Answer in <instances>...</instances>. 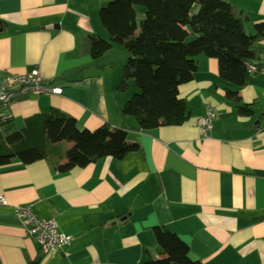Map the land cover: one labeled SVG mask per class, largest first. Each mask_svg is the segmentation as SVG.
<instances>
[{
	"label": "crops",
	"instance_id": "0c3cea01",
	"mask_svg": "<svg viewBox=\"0 0 264 264\" xmlns=\"http://www.w3.org/2000/svg\"><path fill=\"white\" fill-rule=\"evenodd\" d=\"M111 1L0 3L6 24L0 81L39 70L62 91L18 94L2 114L22 129L28 118L59 111L81 132L107 125L126 131L127 144L138 146L122 161L107 158L66 174L56 170L68 162L73 144L66 142L52 147L46 160L0 167V199L7 202L0 206V264H141L160 257L156 227L186 243L193 262L264 264V40L257 44L263 67L245 88L224 81L218 62L200 56L193 81L179 88L187 122L141 132L135 118L122 115L138 90L133 81L120 90L125 50L115 46L98 60L85 55L93 36L109 42L99 11ZM226 2L242 13L248 35L264 23V0ZM229 93L238 94L252 115L239 116ZM207 107L215 119L203 138L197 122ZM19 207L55 221L71 244L43 258L17 218Z\"/></svg>",
	"mask_w": 264,
	"mask_h": 264
},
{
	"label": "trees",
	"instance_id": "16d2710c",
	"mask_svg": "<svg viewBox=\"0 0 264 264\" xmlns=\"http://www.w3.org/2000/svg\"><path fill=\"white\" fill-rule=\"evenodd\" d=\"M6 0H0V3ZM136 8L145 10L137 27ZM99 20L109 42L93 36L91 56L102 58L117 46L125 50L120 90L133 81L138 89L123 107L122 115L133 117L141 132L180 127L187 122V106L179 88L193 81L196 59L216 60L220 77L237 88H245L252 72H258L257 44L264 40V23L248 35L243 19L233 15L232 5L224 0H115L100 9ZM6 24L0 20V32ZM227 98L239 116H251L238 94ZM5 108L0 105V115ZM71 143L68 162L57 167L66 174L107 158L122 161L138 151L127 144V132L103 126L95 132L79 131L75 120L59 111L28 118L18 129L13 120H0V167L12 161L31 165L46 160L52 147ZM160 257L141 264H200L189 258L190 248L166 228L153 230ZM39 264V263H33Z\"/></svg>",
	"mask_w": 264,
	"mask_h": 264
},
{
	"label": "built area",
	"instance_id": "2783aa9c",
	"mask_svg": "<svg viewBox=\"0 0 264 264\" xmlns=\"http://www.w3.org/2000/svg\"><path fill=\"white\" fill-rule=\"evenodd\" d=\"M24 93L35 96H61L62 91L59 88H52L51 82L44 80L39 70H33L29 75L10 76L0 81V105L4 108H8L18 94ZM214 119L215 110L207 107L205 116L197 122L200 137H208ZM0 120L7 122L12 120V117L2 114ZM6 205V200L1 198L0 206ZM16 215L27 230L28 236L38 243L43 258H52L60 249L71 244L72 239L60 233L55 221L44 222L40 220L33 213L31 207L17 208Z\"/></svg>",
	"mask_w": 264,
	"mask_h": 264
},
{
	"label": "rangeland",
	"instance_id": "374dc122",
	"mask_svg": "<svg viewBox=\"0 0 264 264\" xmlns=\"http://www.w3.org/2000/svg\"><path fill=\"white\" fill-rule=\"evenodd\" d=\"M113 1L115 0H112L111 2H109L108 4H106L104 7H107L110 3H112ZM226 1V0H224ZM136 14H137V27L139 29V25H140V21L144 19L145 17V10L142 9V8H136ZM106 32V31H105ZM247 34H249L248 32H246ZM135 90H136V85L133 83V87ZM139 91L136 90V94L138 93ZM134 95V94H133Z\"/></svg>",
	"mask_w": 264,
	"mask_h": 264
},
{
	"label": "water",
	"instance_id": "95a60500",
	"mask_svg": "<svg viewBox=\"0 0 264 264\" xmlns=\"http://www.w3.org/2000/svg\"><path fill=\"white\" fill-rule=\"evenodd\" d=\"M233 15L236 16L237 18H242V13L238 12L235 9H233ZM246 22H249V21L246 20ZM84 46H85V55L88 56L90 54V52H91L90 40H86Z\"/></svg>",
	"mask_w": 264,
	"mask_h": 264
}]
</instances>
